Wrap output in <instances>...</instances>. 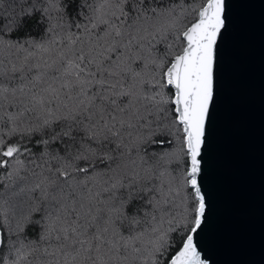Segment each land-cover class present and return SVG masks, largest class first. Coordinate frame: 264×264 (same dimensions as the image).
Masks as SVG:
<instances>
[{
  "label": "snow or ice",
  "instance_id": "snow-or-ice-1",
  "mask_svg": "<svg viewBox=\"0 0 264 264\" xmlns=\"http://www.w3.org/2000/svg\"><path fill=\"white\" fill-rule=\"evenodd\" d=\"M229 20L227 0H29L0 20V264H208ZM30 22L41 39L14 40Z\"/></svg>",
  "mask_w": 264,
  "mask_h": 264
},
{
  "label": "water",
  "instance_id": "water-1",
  "mask_svg": "<svg viewBox=\"0 0 264 264\" xmlns=\"http://www.w3.org/2000/svg\"><path fill=\"white\" fill-rule=\"evenodd\" d=\"M208 129V264H264V0H227Z\"/></svg>",
  "mask_w": 264,
  "mask_h": 264
},
{
  "label": "trees",
  "instance_id": "trees-1",
  "mask_svg": "<svg viewBox=\"0 0 264 264\" xmlns=\"http://www.w3.org/2000/svg\"><path fill=\"white\" fill-rule=\"evenodd\" d=\"M28 2L29 0H4L3 6L0 7V20L4 19V17L11 14L19 15L22 9L27 7ZM165 2L167 3L168 0H165ZM186 2L191 3V0H186ZM41 36V27L36 26L34 23L30 22L27 26L21 29L20 32L16 33L13 39L19 40L21 43H23L25 40L39 41L41 39ZM0 181L8 183L7 178L3 175H0ZM0 197L7 198L8 190H0ZM0 204H3V199H0ZM35 235L36 229L30 230L29 239H34Z\"/></svg>",
  "mask_w": 264,
  "mask_h": 264
}]
</instances>
